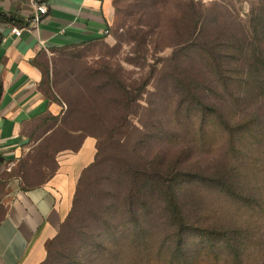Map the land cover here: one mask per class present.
Wrapping results in <instances>:
<instances>
[{
    "label": "trees",
    "instance_id": "trees-1",
    "mask_svg": "<svg viewBox=\"0 0 264 264\" xmlns=\"http://www.w3.org/2000/svg\"><path fill=\"white\" fill-rule=\"evenodd\" d=\"M219 8L228 17L210 18ZM186 9L161 66L164 85L133 89L114 71H91L104 79L94 87L99 101L64 109L50 67L60 52L81 46L54 50L43 62L40 89L63 107L43 126L59 127L13 174L32 190L45 183V168L55 173L56 153L77 151L88 137L97 153L41 264H264V0L255 3L246 25L221 5L210 12L190 0ZM1 23L22 22L0 14ZM114 91L117 96L102 97ZM152 94L171 112L165 124L156 118L148 128L141 111L130 108L153 107ZM105 101L113 110L109 130L100 108ZM90 124L102 127L100 135ZM114 140L125 150L123 165L107 186L95 176L103 169L104 146Z\"/></svg>",
    "mask_w": 264,
    "mask_h": 264
},
{
    "label": "crops",
    "instance_id": "crops-1",
    "mask_svg": "<svg viewBox=\"0 0 264 264\" xmlns=\"http://www.w3.org/2000/svg\"><path fill=\"white\" fill-rule=\"evenodd\" d=\"M43 2L49 12L36 24L32 0H0V14L22 22L0 24V264H41L46 259L47 244L59 234L78 181L97 153L91 137L77 151L56 153L55 173L45 168V183L32 190L23 189L21 178L13 174L48 146L59 127L43 126L63 111L40 89L43 62L52 60L54 50L105 38L115 12L112 0ZM13 28L23 30L22 37L12 35Z\"/></svg>",
    "mask_w": 264,
    "mask_h": 264
},
{
    "label": "rangeland",
    "instance_id": "rangeland-1",
    "mask_svg": "<svg viewBox=\"0 0 264 264\" xmlns=\"http://www.w3.org/2000/svg\"><path fill=\"white\" fill-rule=\"evenodd\" d=\"M152 1V0H151ZM190 0H154V5H146L143 0H122L117 6L120 13H116L114 6V16L111 22V31L108 36L95 43L72 48L60 52L53 58L50 67V78L54 83L57 99L64 104V109L72 108L82 110L89 102L98 100L100 96L94 90L101 81V77H92L91 71H101L109 69L114 71L133 89L142 87L144 83L150 84L160 82L164 85V75L161 72L162 64L173 52L174 45V24L180 21L186 9V4ZM195 3L203 4L212 12L215 5L223 6L232 19L246 25L250 21V15L255 3L258 0H193ZM115 5L116 0H112ZM126 9H131L134 15L126 14ZM123 10L124 13H121ZM136 10V11H135ZM220 8L214 10L210 18L228 17L220 16ZM227 14V15H229ZM180 31H183V27ZM163 87V86H162ZM117 96L118 92H105L102 97ZM156 95V94H154ZM153 94L148 101L153 103V107H142L138 109L133 105L131 111H141L143 124L148 128L156 125V118L161 119L165 124L168 120V103H161ZM101 110L108 119L106 129H111L115 125L111 122L112 111L106 101L100 103ZM135 124L138 122L135 121ZM92 132L99 134L101 126L90 124ZM88 126V127H89ZM137 137L134 136L127 144L128 148L135 144ZM118 144L117 140L109 142L104 147L105 157L102 172L95 177L103 178V185L109 186L115 180L119 168L123 165V152L125 151ZM126 148V147H125ZM215 164L213 161L205 163V166ZM96 185L92 182V186ZM93 189V188H92ZM87 206V205H86ZM83 206V207H86ZM88 207V206H87Z\"/></svg>",
    "mask_w": 264,
    "mask_h": 264
},
{
    "label": "built area",
    "instance_id": "built-area-1",
    "mask_svg": "<svg viewBox=\"0 0 264 264\" xmlns=\"http://www.w3.org/2000/svg\"><path fill=\"white\" fill-rule=\"evenodd\" d=\"M34 2L35 8H36V13L33 17V21L36 24H39L44 16H46L49 12L48 7L44 4L43 0H32ZM12 35L20 38L23 35V30L19 28H13L12 29ZM105 36H108L110 34L109 31H106ZM14 165H10L8 171H11Z\"/></svg>",
    "mask_w": 264,
    "mask_h": 264
}]
</instances>
